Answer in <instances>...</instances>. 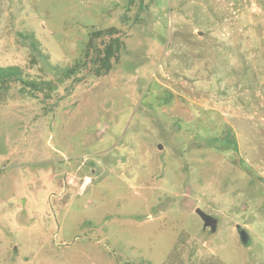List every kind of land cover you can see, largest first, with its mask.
<instances>
[{"label":"rangeland","instance_id":"374dc122","mask_svg":"<svg viewBox=\"0 0 264 264\" xmlns=\"http://www.w3.org/2000/svg\"><path fill=\"white\" fill-rule=\"evenodd\" d=\"M0 69V264H264V0H0Z\"/></svg>","mask_w":264,"mask_h":264},{"label":"trees","instance_id":"16d2710c","mask_svg":"<svg viewBox=\"0 0 264 264\" xmlns=\"http://www.w3.org/2000/svg\"><path fill=\"white\" fill-rule=\"evenodd\" d=\"M119 34V29L116 27L90 31L84 52L85 60L82 65H76L75 70L82 66L88 67L91 65L89 70H91L96 77L108 75L112 68L111 60H116L118 58V52L123 45ZM72 71L69 72L71 73ZM11 79L14 81L20 80L11 69H0V90L2 87H4L5 90V84ZM28 85L33 89L36 87L32 83H28ZM233 146L235 148V145Z\"/></svg>","mask_w":264,"mask_h":264},{"label":"water","instance_id":"95a60500","mask_svg":"<svg viewBox=\"0 0 264 264\" xmlns=\"http://www.w3.org/2000/svg\"><path fill=\"white\" fill-rule=\"evenodd\" d=\"M196 213L199 215V217H201L203 220H206V222L204 223L205 225L210 224V217L206 216L203 212H201L199 209L196 210Z\"/></svg>","mask_w":264,"mask_h":264}]
</instances>
